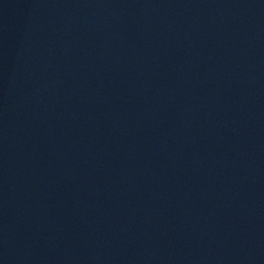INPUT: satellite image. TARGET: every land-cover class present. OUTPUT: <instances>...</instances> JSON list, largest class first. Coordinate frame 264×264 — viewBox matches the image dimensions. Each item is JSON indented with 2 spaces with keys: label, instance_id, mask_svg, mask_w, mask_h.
<instances>
[{
  "label": "water",
  "instance_id": "obj_1",
  "mask_svg": "<svg viewBox=\"0 0 264 264\" xmlns=\"http://www.w3.org/2000/svg\"><path fill=\"white\" fill-rule=\"evenodd\" d=\"M0 264H264V0H0Z\"/></svg>",
  "mask_w": 264,
  "mask_h": 264
}]
</instances>
